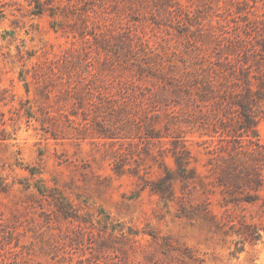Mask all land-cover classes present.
<instances>
[{
  "label": "rangeland",
  "instance_id": "1",
  "mask_svg": "<svg viewBox=\"0 0 264 264\" xmlns=\"http://www.w3.org/2000/svg\"><path fill=\"white\" fill-rule=\"evenodd\" d=\"M0 264H264V0H0Z\"/></svg>",
  "mask_w": 264,
  "mask_h": 264
}]
</instances>
